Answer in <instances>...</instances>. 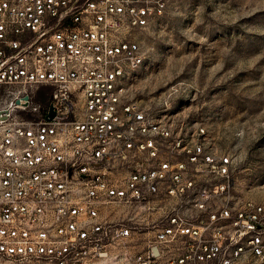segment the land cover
<instances>
[{
    "label": "built area",
    "instance_id": "1",
    "mask_svg": "<svg viewBox=\"0 0 264 264\" xmlns=\"http://www.w3.org/2000/svg\"><path fill=\"white\" fill-rule=\"evenodd\" d=\"M180 1L0 0V264H264L234 156L137 96Z\"/></svg>",
    "mask_w": 264,
    "mask_h": 264
},
{
    "label": "rangeland",
    "instance_id": "2",
    "mask_svg": "<svg viewBox=\"0 0 264 264\" xmlns=\"http://www.w3.org/2000/svg\"><path fill=\"white\" fill-rule=\"evenodd\" d=\"M137 38L139 101L205 126L236 159L237 190L264 201V0H181Z\"/></svg>",
    "mask_w": 264,
    "mask_h": 264
},
{
    "label": "water",
    "instance_id": "3",
    "mask_svg": "<svg viewBox=\"0 0 264 264\" xmlns=\"http://www.w3.org/2000/svg\"><path fill=\"white\" fill-rule=\"evenodd\" d=\"M50 115H53V111H51Z\"/></svg>",
    "mask_w": 264,
    "mask_h": 264
}]
</instances>
